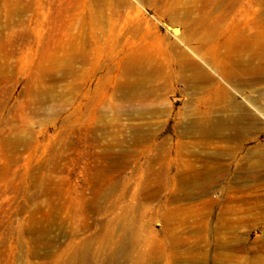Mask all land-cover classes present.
<instances>
[{
    "label": "rangeland",
    "instance_id": "374dc122",
    "mask_svg": "<svg viewBox=\"0 0 264 264\" xmlns=\"http://www.w3.org/2000/svg\"><path fill=\"white\" fill-rule=\"evenodd\" d=\"M203 1L0 0V264H264V79L227 78L261 61L264 0H217L194 36ZM180 52L209 80L133 87L134 59ZM217 86L261 129L233 175L191 180L190 94Z\"/></svg>",
    "mask_w": 264,
    "mask_h": 264
},
{
    "label": "crops",
    "instance_id": "0c3cea01",
    "mask_svg": "<svg viewBox=\"0 0 264 264\" xmlns=\"http://www.w3.org/2000/svg\"><path fill=\"white\" fill-rule=\"evenodd\" d=\"M190 95L198 101L196 104L190 103L189 113L192 118L188 120V125L184 126V135L188 136L189 141L181 145V151L187 157V162L195 164L196 169L204 172L194 179L205 177L222 179L233 175V162L237 159L239 151L245 148L247 141L254 137L253 130L261 129V122L230 93L226 92L223 96L217 94L216 87ZM216 120H221L225 124L230 123V126H218L217 131L212 133V138L205 139L202 135L205 123L208 121L212 125ZM215 138L218 141L212 142L211 139ZM261 152H264V144L253 146L244 154L259 157ZM228 163L231 164L230 167L227 166ZM193 170L194 168H190L189 172L193 173ZM207 171L209 175H206ZM181 183L185 181L182 180Z\"/></svg>",
    "mask_w": 264,
    "mask_h": 264
},
{
    "label": "bare ground",
    "instance_id": "6f19581e",
    "mask_svg": "<svg viewBox=\"0 0 264 264\" xmlns=\"http://www.w3.org/2000/svg\"><path fill=\"white\" fill-rule=\"evenodd\" d=\"M202 2V1H201ZM200 2V3H201ZM233 3V2H232ZM202 7L204 8H208V12H206L199 20H197L198 22L195 23V22H189L188 18H189V13L186 12V15L185 17L187 18L185 24H184V28H187L189 29L190 31H193L191 32L194 36H195V30L198 26H201V27H205L206 29L208 30H213L214 28H216L218 25V22L216 19H214L213 17H210V14H213L215 13L219 7H220V2L217 1V0H207L206 2L203 1V3H201ZM231 5V4H230ZM200 6V5H199ZM201 8V7H200ZM180 9V8H179ZM220 10V9H219ZM200 15V14H199ZM192 35V36H193ZM211 35V34H210ZM198 36V35H197ZM205 38V37H204ZM209 39H206L210 42L213 41V38L212 36H209L208 37ZM259 42H262V41H259ZM251 43V42H250ZM248 44V43H247ZM255 44V43H254ZM250 45V44H249ZM252 45V44H251ZM262 44H259L258 46L257 45H254L256 46V50L254 51V55L253 57H255V61L256 59L260 62H258L257 65L253 66L252 68L250 69H244V70H241V71H237L238 73L236 74H233V71H231L230 73L227 74V78L228 79H233V77H238V78H241V79H244L243 82H246L248 83V81H258V80H262L264 79V50H262L260 47H261ZM233 48V47H232ZM253 47H251V50H252ZM253 51V50H252ZM263 51V52H262ZM231 55V54H230ZM252 56V55H251ZM178 57L179 59H174L173 60V63L171 65H167V68H168V71H165V68L162 64H159V65H156V66H150L149 65V62H151L150 60H146V61H142L140 62L137 61L138 59H134V61L130 62V66L131 68L129 69L128 71V74H134L135 75V82L133 83V87H136L137 85V82L136 80L138 79L137 78V75L140 74L142 76V78L146 79H150L151 76L153 77H156V78H163V76L165 75L166 77H169L170 79L173 77V74L177 73L179 75V78L182 80V81H195L196 83H200L202 80L203 81H207L209 80L207 78V76L203 75L204 73L202 72H199V67L196 63L192 62L189 58L188 55H186L185 53L183 52H180L178 53ZM232 58V57H230ZM250 59V57H247ZM233 61V60H232ZM238 61V60H237ZM241 60H239L238 62H240ZM244 61V60H243ZM253 61V60H252ZM246 62V61H245ZM248 62V61H247ZM244 63V62H243ZM235 64V62H234ZM245 64V63H244ZM140 65V66H139ZM161 65V66H160ZM236 65L238 66V63H236ZM246 65H249L248 63ZM236 66V67H237ZM251 66V64L249 65ZM240 67H243V65L241 64ZM245 67V66H244ZM248 67V66H247ZM246 68V67H245ZM234 69V68H233ZM188 70V72H190L191 74L189 75H186L185 72ZM236 75V76H235ZM244 77V78H242ZM216 92L217 94H219L220 96H223V94L226 93V91L224 90V88L222 86H217L216 87ZM222 101V99H221ZM213 105V104H212ZM221 105V104H220ZM214 106V105H213ZM224 106V105H223ZM232 106V105H231ZM209 122L207 121L205 123V129L208 127L210 128L209 130H215L217 129L218 126H227V125H230L229 124H225V122L223 121H219V120H216L212 123V125L210 124L209 126ZM213 132V131H212ZM200 171H193V175L192 177H190L191 179H194L195 177L198 178V174H199ZM201 174V173H200ZM189 178V179H190ZM121 246V244L119 245V247ZM122 252L121 251H118L115 253L113 252L110 256V261L112 262V260L114 258H120L122 255ZM86 258L85 257H81V260L84 261Z\"/></svg>",
    "mask_w": 264,
    "mask_h": 264
},
{
    "label": "water",
    "instance_id": "95a60500",
    "mask_svg": "<svg viewBox=\"0 0 264 264\" xmlns=\"http://www.w3.org/2000/svg\"><path fill=\"white\" fill-rule=\"evenodd\" d=\"M172 31H174V29Z\"/></svg>",
    "mask_w": 264,
    "mask_h": 264
}]
</instances>
